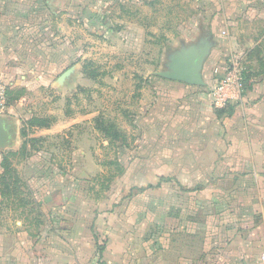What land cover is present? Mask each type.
<instances>
[{
  "label": "crops",
  "instance_id": "obj_1",
  "mask_svg": "<svg viewBox=\"0 0 264 264\" xmlns=\"http://www.w3.org/2000/svg\"><path fill=\"white\" fill-rule=\"evenodd\" d=\"M53 17L51 0H0V74L12 95L0 115L11 135L0 148V206L18 211L14 224L0 223V264H264V0H240V42L224 58L243 65L244 91L215 104L216 78L204 76L210 53L203 85L162 77L173 125L142 129L128 150L120 197L110 184L118 176L97 188L101 175L81 174L77 190L67 192L63 173L52 176L54 164L24 142V125L33 140L65 127L62 118L29 127L34 115L20 114L17 104L18 87L30 85L24 75L16 79L19 66L27 70L32 56L47 55L53 28L62 30ZM20 153L22 179L9 157Z\"/></svg>",
  "mask_w": 264,
  "mask_h": 264
},
{
  "label": "rangeland",
  "instance_id": "obj_2",
  "mask_svg": "<svg viewBox=\"0 0 264 264\" xmlns=\"http://www.w3.org/2000/svg\"><path fill=\"white\" fill-rule=\"evenodd\" d=\"M51 7L52 24L62 30L53 28L47 55L32 56L34 65L27 70L19 66L16 79L22 81L24 75L30 85L28 89L18 87L21 99L17 104L22 115L29 116V109L35 117L62 118L65 127L60 133L33 140L29 134L34 132L30 128L27 133L24 125V142L39 148L45 162L49 159L54 164L52 176L63 173L67 192L77 190L76 179L81 174L101 175L94 184L97 188L108 187L110 178L118 176L110 184L120 197L126 185L124 174L130 171L128 150L141 142L142 129L173 125L169 106L174 101L157 73L167 69L173 51L200 40L212 45L205 78L211 81L216 68L222 72L227 52L240 42L236 38L240 0H51ZM224 14L233 16L231 24L222 22ZM246 27L253 29L252 24ZM69 68L72 72L58 81ZM8 96L7 105L11 91ZM100 124L119 132V138L110 141L97 128ZM21 155H9L20 178L26 176ZM22 183L17 190L24 194L27 188ZM21 202L26 205L27 199ZM16 215L18 211L11 206H0V223L14 224Z\"/></svg>",
  "mask_w": 264,
  "mask_h": 264
},
{
  "label": "water",
  "instance_id": "obj_3",
  "mask_svg": "<svg viewBox=\"0 0 264 264\" xmlns=\"http://www.w3.org/2000/svg\"><path fill=\"white\" fill-rule=\"evenodd\" d=\"M200 44H189L173 51L167 63V69L157 74L163 78L184 82L191 85H203L201 70L206 57L210 53L211 43L200 40ZM73 68L64 71L58 78L62 81L72 72ZM11 138L10 132L0 117V148L7 145Z\"/></svg>",
  "mask_w": 264,
  "mask_h": 264
},
{
  "label": "built area",
  "instance_id": "obj_4",
  "mask_svg": "<svg viewBox=\"0 0 264 264\" xmlns=\"http://www.w3.org/2000/svg\"><path fill=\"white\" fill-rule=\"evenodd\" d=\"M222 33H225L223 31ZM222 72L215 71V85L211 90V94L215 104L225 105L236 96H240L244 86V67L241 63L231 58L226 64H222ZM217 73H221L216 75ZM7 107L6 84L0 74V115L4 113ZM264 262V256L262 257Z\"/></svg>",
  "mask_w": 264,
  "mask_h": 264
},
{
  "label": "trees",
  "instance_id": "obj_5",
  "mask_svg": "<svg viewBox=\"0 0 264 264\" xmlns=\"http://www.w3.org/2000/svg\"><path fill=\"white\" fill-rule=\"evenodd\" d=\"M243 74H244V72H243ZM243 76H244L243 77L244 78L243 91H244V89L246 88V85H247V74H244ZM97 120L98 119H96V122H97ZM51 121L52 120H48L47 118H40V117H35L34 116L33 118H30L28 120V126L31 127L33 125H36V126H39V127H48L50 125ZM101 127H102L101 124H100L99 127L97 126V128L99 130L105 131V132H103V135L106 138H109L110 141H111V139L119 138V136H118V135H120L119 132L117 133L112 128H108V127H105V126L102 127V128ZM23 133H24V131H23ZM32 139H34V138H32ZM7 161H8V158L4 157L3 162H2V166L5 168V171H4L5 174H9L10 173V169L8 168ZM9 189H10L9 185L5 184V189L4 190L5 191H9Z\"/></svg>",
  "mask_w": 264,
  "mask_h": 264
}]
</instances>
